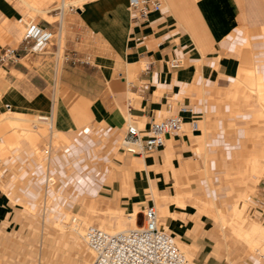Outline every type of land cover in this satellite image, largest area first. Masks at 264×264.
I'll use <instances>...</instances> for the list:
<instances>
[{
  "label": "crops",
  "instance_id": "crops-1",
  "mask_svg": "<svg viewBox=\"0 0 264 264\" xmlns=\"http://www.w3.org/2000/svg\"><path fill=\"white\" fill-rule=\"evenodd\" d=\"M159 1V9L134 23L128 0H88L66 11L51 0L34 16L23 13L28 4L22 0H0V53L10 46L18 54L0 62V117L51 114L68 140L54 155L37 157L20 127L0 126V142L14 131L19 138L0 157V226L12 212L10 199L33 205L45 194L56 207H63L65 191L129 199L140 189L122 194L120 181L136 180L138 163L144 165L145 187L161 195L169 192L171 179V187L184 183L182 171L200 158L196 148L209 155L237 148V129L226 128L235 104L219 94L235 98L248 71L264 77V0ZM19 18L51 32L44 51L31 50L18 36ZM172 58L181 63L170 66ZM182 105L193 108L196 131L169 135L163 146L142 154L124 150L116 159V139L128 118L146 127ZM97 150L102 154L92 167L88 159ZM258 157L249 151L243 161L254 164ZM205 165L216 168L218 161ZM253 256L247 253L244 264H259Z\"/></svg>",
  "mask_w": 264,
  "mask_h": 264
},
{
  "label": "rangeland",
  "instance_id": "rangeland-1",
  "mask_svg": "<svg viewBox=\"0 0 264 264\" xmlns=\"http://www.w3.org/2000/svg\"><path fill=\"white\" fill-rule=\"evenodd\" d=\"M50 1L29 0L30 4L28 5L30 6L27 5L23 13L34 16L39 13L41 5ZM59 2L60 0H54L56 6ZM73 2L71 4L81 6L85 1ZM67 9L68 5L64 6L62 10L66 11ZM14 25L18 29V36H21L23 34L22 24L16 20ZM240 83L245 86H238L239 91L235 98L226 96L225 93L219 94L221 101L230 100L235 104H232L230 113L231 115L235 114V118H230L232 122L226 128L234 131L237 129V148L227 152L220 150L218 154L213 151L211 155L207 154L203 148H196L197 155L200 157L198 163L194 164L193 161H190L182 171L189 182L191 180V186L187 192L183 190L182 185L171 187L173 179L168 185L169 192L161 195L157 194L154 189L151 194L149 188L145 187L146 180L140 179L135 182L136 187H142L141 185L145 187L142 188L138 198H133V202L129 206V208L139 210L136 211V225L142 222L141 210L144 205L153 203L158 210V226L174 236L177 243L181 245L182 251L186 255L189 254L187 256L195 261L194 264H228V262L229 264H244L247 253L254 254L253 259H256L259 264H264V254L256 249L252 251L247 249L245 243L233 232L228 223L231 217L230 211L233 210L235 204L241 210V215L244 218L243 230L249 228L253 219L264 225V166H262L264 165V115L257 114L259 109L255 94L257 92L252 91L250 86L243 81ZM224 122L226 125L225 116ZM138 124L143 125L139 122ZM5 127H20L19 135L23 138L25 137L24 130L33 129V132L37 133L38 139L30 146L32 149L35 146L40 148L42 153L38 157L43 156V149L48 145L51 146L50 154L52 156L61 150V141H68L63 133L58 134L55 129L51 131L47 122L41 119L37 120V115L27 119V125L11 124ZM10 134L19 139L15 135V131ZM122 137L123 133H120L116 139L114 147L116 159H119L124 151L121 147ZM195 141L196 143L202 142V138L196 137ZM243 144L246 145L245 150H241ZM6 146L11 147L12 145L4 142L0 147V157L7 154V152H3ZM258 148L259 151L256 150ZM249 151L259 156L257 159L261 162V166L258 168L261 169L255 171L252 160L243 161ZM101 152L102 150L94 151L92 153L95 156L93 160L88 159L92 163V167L97 164L96 159L99 154H102ZM209 159L218 161V166L212 169L206 166L205 161L207 160L208 163ZM114 162L115 159H111L112 166L115 167ZM166 169L164 168V170ZM141 171L143 173L142 169ZM126 179L128 180L129 177ZM159 185L161 184L159 183ZM144 190L145 198L140 199ZM126 191H123L122 194H128V190ZM70 192L63 193L65 194L63 207H56L55 200L45 194L40 195L33 205L22 200L10 199L12 212L0 226V264H82L83 257L88 258L87 264H90L93 254L84 239L77 238L71 229L72 223L69 221V214L78 218L82 217L81 226L83 229L88 224L100 225L101 219L106 220L108 212H115L118 217L120 216L124 220L129 212V199H113L109 197V194L83 197ZM217 208L224 213L222 223L216 218ZM67 212L69 214H66ZM214 214L215 216H213ZM56 220L61 221L62 225H68L67 228L62 232L55 229ZM106 222L108 223V219ZM100 226L104 228L103 225ZM184 240L188 242L189 246ZM216 243L222 247V253L218 257L214 255ZM183 245L184 248H182Z\"/></svg>",
  "mask_w": 264,
  "mask_h": 264
},
{
  "label": "built area",
  "instance_id": "built-area-1",
  "mask_svg": "<svg viewBox=\"0 0 264 264\" xmlns=\"http://www.w3.org/2000/svg\"><path fill=\"white\" fill-rule=\"evenodd\" d=\"M128 4L130 18L134 23L144 20L150 9L161 7L159 0H128ZM75 7L74 4H68L70 9ZM57 8L59 11L63 9L62 6ZM18 22L23 26V39L28 47L33 51H44L51 32L39 27L31 18H19ZM17 56L16 48L7 46L0 53V62L15 60ZM88 59L89 56H86ZM180 63V58L169 61L172 67ZM39 116L50 128L52 115ZM198 127L199 120L193 108L185 105L179 106L176 113L153 117L146 127L128 118L121 147L127 152L142 154L163 146L169 135L194 132ZM50 147L48 145L44 148L45 156L50 155ZM141 214L140 224L121 230L107 231L95 224L87 225L83 239L93 254L90 264H194L180 249L174 236L158 226V213L153 203L145 204ZM70 221L74 224L77 219L73 216Z\"/></svg>",
  "mask_w": 264,
  "mask_h": 264
},
{
  "label": "bare ground",
  "instance_id": "bare-ground-1",
  "mask_svg": "<svg viewBox=\"0 0 264 264\" xmlns=\"http://www.w3.org/2000/svg\"><path fill=\"white\" fill-rule=\"evenodd\" d=\"M22 1L26 2L27 4H30L29 3V0L28 1L27 0H22ZM72 1H74V2L77 3V2H84L86 0H72ZM72 1H69V0H60L59 4H57V6L64 7V6L68 5V4H71ZM243 82H245L247 85H249L252 91L257 92L256 93V95H257L256 97L258 98V103H259V106H260V110L258 111V114H260L261 116H263L264 115V77L262 76V74L260 72L255 71V70H252V71L246 72ZM55 92H56V90H55ZM52 113H54V112H52ZM23 114L18 113V112H7V114H4V117H2V118L0 117V126H6V125H11V124L27 125V119H30V118L29 117H26ZM40 119L42 121H44L41 118V116L38 115L37 116V120H40ZM44 122H46V121H44ZM37 125H35V126H37ZM50 128H51V131H53L55 129L54 128L53 117L51 118V121H50ZM23 129H24V127L22 126V130ZM55 131L58 134L62 133V132L58 131L57 129H55ZM24 134H25V137H24L25 138V141L29 145L30 144H34L37 141V139H38L37 133L33 132V129L32 130H30V129L24 130ZM4 142L10 143L11 145L14 144V143H19L18 139L13 134H7L5 136V140L3 142H0V147H1V145ZM33 150H34V152H35V154H36L37 157L40 155V153H42V152H40V148L38 146L33 147ZM138 158H140V156ZM141 161H142V159L140 160V162ZM137 165H138L139 170L136 171V180H134V181L131 182L130 180H127L126 179L127 180L126 181L124 179V182L122 184H121L122 181H120V185H122V189L121 190L127 192L126 190L131 189V188L132 189H137V187L135 185V182L136 181L138 182L140 179L142 181L145 180L144 171H143V173L141 171L143 164L140 166V163H138ZM253 166L256 167V169L254 167V170L257 171L258 169H261L260 167L258 168V166H261V162L257 159L254 162V165ZM262 166H264V165H262ZM131 173H132V171H131ZM129 178H130V176H129ZM190 182H191V180H190ZM190 182H189V179L187 177H185L184 183L181 184L184 191L187 192L189 190V188L191 186L190 185ZM141 186L142 187H139V189H140L139 192H137V193L133 194L132 196H130L129 201H128V208L132 204L133 198H136V197L138 198L140 196L142 190L144 189V186L143 185H141ZM116 191H119V190H116ZM121 193H123V192H121ZM231 207L233 208L232 205H231ZM167 209H169V207H167ZM137 210L138 209H136V208H129V212L126 214V219H124V220L121 219L120 216L118 217L115 214V212L114 213L108 212V214H106V217H107L106 220L108 219V223L106 222L105 219H101L100 225H103L104 228L101 227L100 225H98V226L101 227V228H103V229H105V230H107V231L121 230V229H125L127 227L136 226V223H137V212L136 211ZM156 210H157V208H156ZM216 210H217L216 213H215L216 214V218H218V220H221L220 222L222 223V221H224V217H223L224 216V213L221 212L219 208H217ZM116 212L118 213V211H116ZM230 212H231V217H230L228 223H229V226L231 227V229L233 230V232L238 237H240L242 239V241L247 246V249H250L251 251L256 249V250L261 251L264 254V225L261 224V223H259L258 220L256 221L255 219H253L252 222L249 225V228L246 229V230H243L242 229V225H243V222H244V218L241 215V210L239 209V207H236V205L234 204V208ZM157 213H158V211H157ZM66 214H69V212H67ZM215 214L213 216H215ZM69 216H70L69 217V221L71 220V218L73 216L77 219V222H75L74 224L71 225V229L75 232L76 237L77 238H79V237H82L83 238V231H84V229L81 226V222L83 220V219H81L82 217L81 218L80 217L78 218V217H76L75 215H72V214L71 215L69 214ZM226 221H227V219L225 220V222ZM57 222H58V220H56V223H54V227H55V229H57L60 232L64 231V229L67 228V226H68V225H62L63 223L61 221L60 222L62 224H60V222H58V223ZM88 225H90V224H88ZM178 245H179V247L181 246L179 243H178ZM215 246H216V248L214 247V252H215L214 255H216V257H218V255L220 253H222V247L219 244H217V243H216ZM184 247L185 246L183 245L182 248H184ZM180 249H181V247H180ZM187 255H189V254H187ZM193 262H195V261L193 260ZM87 263H88V258H84L82 260V264H87ZM228 264H229V262H228Z\"/></svg>",
  "mask_w": 264,
  "mask_h": 264
}]
</instances>
